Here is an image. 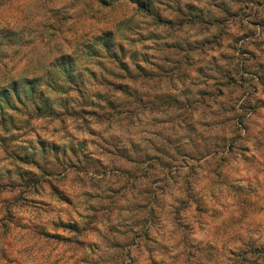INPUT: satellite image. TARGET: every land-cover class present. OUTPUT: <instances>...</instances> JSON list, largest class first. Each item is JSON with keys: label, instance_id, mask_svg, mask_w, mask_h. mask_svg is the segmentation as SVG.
<instances>
[{"label": "rangeland", "instance_id": "1", "mask_svg": "<svg viewBox=\"0 0 264 264\" xmlns=\"http://www.w3.org/2000/svg\"><path fill=\"white\" fill-rule=\"evenodd\" d=\"M151 8L0 0L14 73L75 58L1 114L0 264H264V0Z\"/></svg>", "mask_w": 264, "mask_h": 264}, {"label": "trees", "instance_id": "2", "mask_svg": "<svg viewBox=\"0 0 264 264\" xmlns=\"http://www.w3.org/2000/svg\"><path fill=\"white\" fill-rule=\"evenodd\" d=\"M136 4V13L143 12L147 17L155 16L151 8V0H129ZM60 18L55 20L54 23L47 22L44 26V30H48L53 36L59 29L56 27V23H60ZM11 24H3L0 22V46L2 47L5 56L3 62H1L2 71L0 74V116L2 113L8 110H20L29 109L33 110L37 116L44 115L46 112L49 114L54 112V109L49 108V103H47L46 98L43 97V90H40L38 86L44 83L46 88L63 91L62 85V74L66 77V81L71 83L72 78V65L75 60L73 56L66 55L55 58L50 67L46 69L43 75L39 76L35 71L14 73V57L10 59L9 56L12 51L15 54L21 49V44L23 43V34L17 32ZM111 35L110 31H104L97 35L96 40L101 41V43L106 47V49H111L112 44L109 39ZM27 39V38H26ZM32 40L31 37H29ZM30 40H28L30 42ZM88 55H97L96 47L94 45H88L85 47ZM9 55V56H7ZM4 68V69H3ZM49 69V70H48ZM59 86V88H57ZM40 101H44L43 104ZM0 118H5L1 116Z\"/></svg>", "mask_w": 264, "mask_h": 264}]
</instances>
